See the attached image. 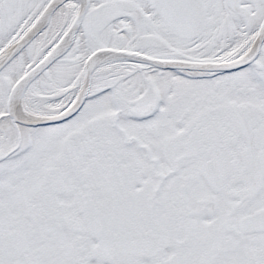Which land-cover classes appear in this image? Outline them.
Wrapping results in <instances>:
<instances>
[{"label":"snow or ice","instance_id":"snow-or-ice-1","mask_svg":"<svg viewBox=\"0 0 264 264\" xmlns=\"http://www.w3.org/2000/svg\"><path fill=\"white\" fill-rule=\"evenodd\" d=\"M0 264H264V0H0Z\"/></svg>","mask_w":264,"mask_h":264}]
</instances>
